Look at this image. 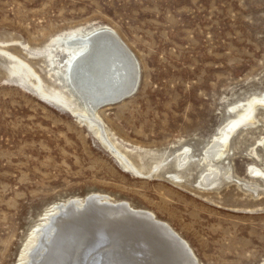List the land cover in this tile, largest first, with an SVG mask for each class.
<instances>
[{"label": "rangeland", "instance_id": "obj_1", "mask_svg": "<svg viewBox=\"0 0 264 264\" xmlns=\"http://www.w3.org/2000/svg\"><path fill=\"white\" fill-rule=\"evenodd\" d=\"M99 29L138 76L90 112L68 41ZM263 95L264 0H0V264H27L53 207L91 195L150 212L197 264H261L264 106L205 151Z\"/></svg>", "mask_w": 264, "mask_h": 264}, {"label": "bare ground", "instance_id": "obj_2", "mask_svg": "<svg viewBox=\"0 0 264 264\" xmlns=\"http://www.w3.org/2000/svg\"><path fill=\"white\" fill-rule=\"evenodd\" d=\"M68 44L86 48L73 59L69 77L88 111L123 100L135 88L136 62L113 32L99 29ZM258 106H264V95L249 100L243 112L220 130L205 151V160L222 157L229 136L240 126L255 123L253 111ZM261 144L264 148V140ZM251 174L260 175L256 170ZM217 176L211 169L202 182L207 185ZM35 233L38 241L27 264H197L188 245L150 212L134 210L125 202L110 203L101 195L53 207ZM108 253H113L112 260Z\"/></svg>", "mask_w": 264, "mask_h": 264}, {"label": "water", "instance_id": "obj_3", "mask_svg": "<svg viewBox=\"0 0 264 264\" xmlns=\"http://www.w3.org/2000/svg\"><path fill=\"white\" fill-rule=\"evenodd\" d=\"M134 91H135V89L134 90H132V92L128 95V96H130V95H132L133 93H134ZM120 101V99L119 100H117V101H115V102H113V103H117V102H119ZM106 104H112L111 102H109V103H106ZM105 104V105H106ZM104 105V104H103ZM102 106V105H101ZM97 108V107H96ZM96 108H94V109H96ZM112 256L114 257V255H113V253H108V256L107 257H110V260H112L111 258H112ZM75 264H77V263H75Z\"/></svg>", "mask_w": 264, "mask_h": 264}]
</instances>
